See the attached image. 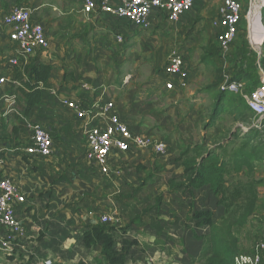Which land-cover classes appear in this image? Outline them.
Masks as SVG:
<instances>
[{"label": "crops", "instance_id": "crops-1", "mask_svg": "<svg viewBox=\"0 0 264 264\" xmlns=\"http://www.w3.org/2000/svg\"><path fill=\"white\" fill-rule=\"evenodd\" d=\"M223 1L195 0L191 11L176 23L156 10L149 28L143 30L99 13L86 17L79 0H0V77L18 81V88L23 89L16 75L27 81L33 66L51 69L49 78L38 84L40 102L28 111L18 90L20 116L0 102V177L11 180L24 197L16 216L27 232L23 250L0 254V264H105L99 262L101 244L86 249L82 242L83 232L101 224L105 214L115 215L113 226L126 230L124 235L117 234L119 239L116 235L118 242L122 238L136 243L128 264H191L201 254V245L207 241L196 237L208 236L209 227H197L192 212L219 213V209L208 187L170 191L167 184L183 174L182 148L204 144L220 155L228 145L235 152L240 146L238 122L231 121L235 124L227 134L221 120L242 113L241 107L236 111L230 107L231 103L239 106L241 95L226 105L230 116H221L214 107L224 80L214 87L215 78L208 72L219 64L210 47L217 31L211 26L212 19L208 25L204 20L213 10L217 13ZM14 7L32 10L31 21L44 29L49 44L46 51L30 57L17 55L9 29L1 22ZM203 25L212 38H186V31L194 29L197 34ZM174 50L181 53L188 71L185 88H179L177 80L163 71ZM14 58L18 65L9 66ZM225 73L229 78L227 69ZM126 75L130 79L123 85ZM167 83L172 89L165 88ZM83 85L92 90H83ZM104 89L102 100L114 104L129 130L165 143L164 155L148 149L115 153L109 160V177L86 161L81 134L86 124L60 100L87 107ZM28 123L40 124L50 132L53 154L49 158H31L24 152L29 145ZM249 137H253L251 132ZM233 157L229 155L226 162ZM91 167L97 172H90Z\"/></svg>", "mask_w": 264, "mask_h": 264}, {"label": "built area", "instance_id": "built-area-1", "mask_svg": "<svg viewBox=\"0 0 264 264\" xmlns=\"http://www.w3.org/2000/svg\"><path fill=\"white\" fill-rule=\"evenodd\" d=\"M81 11L89 17L92 14H103L117 20H125L131 25L146 30L150 26V18L154 11H162L167 15L170 23H176L179 18L190 12L195 0H120L114 4L111 0H79ZM252 2V0H251ZM264 7H261L263 9ZM32 10L25 7H14L2 19V24L9 29V40L16 44L17 55L30 57L37 51H46L48 41L44 29L40 24L31 21ZM242 5L239 0H224L218 9L217 15L211 21V26L217 31L216 39L224 57L237 34V27L241 19ZM249 16V14H248ZM118 41H121L118 39ZM264 41V36L261 42ZM9 66L18 65L16 58L8 62ZM164 74L177 80L179 88H185L188 80V71L180 52L174 50L169 53L164 66ZM225 78V75H224ZM130 79L126 75L122 84ZM18 88L21 84L13 79L0 77V102L7 105L8 112L20 116L17 109V94L6 90L7 87ZM173 85L167 83L165 88L170 90ZM83 90L91 91L92 88L83 85ZM221 92L241 95L252 120L244 127L238 124L239 135L247 136L250 132L264 134V77L260 85L249 94L244 93V83L229 81L226 77L221 84ZM105 89L101 96L84 107L78 102L62 98L60 104L75 114L76 119L86 124L81 131L86 144L85 159L94 165L98 173L109 177L112 173L109 160L115 153H129L138 150H152L156 155H164L166 146L163 142L153 141L149 138L132 133L127 125L118 117L111 101H103ZM93 124H96L92 126ZM90 125V126H88ZM242 125V126H241ZM29 145L24 149L26 155L36 159H46L53 154V140L50 132L37 123H28ZM119 175L118 172L115 173ZM25 202L15 184L0 177V254L11 255L16 250H23L27 239V232L16 216V207ZM115 215H102L101 224L114 225ZM264 254V243H260L253 256L239 255L234 259V264H261ZM45 264H50L46 261Z\"/></svg>", "mask_w": 264, "mask_h": 264}, {"label": "trees", "instance_id": "trees-1", "mask_svg": "<svg viewBox=\"0 0 264 264\" xmlns=\"http://www.w3.org/2000/svg\"><path fill=\"white\" fill-rule=\"evenodd\" d=\"M241 40L243 41H241L239 47L234 46V40L230 45L229 54L223 57L215 37L214 43L210 46L212 49L211 55L219 63L215 67L214 87L224 80V74L226 75L225 71L227 69L230 75L229 81L244 82L246 84V93L249 94L254 87L249 86L248 83L259 78L257 86L260 85V77L256 72L255 66L257 56L256 53L250 51L247 40L244 38ZM262 47L260 62L264 70V41ZM220 58H224L227 61L235 60L227 64L224 69L223 64H220ZM50 74L51 69L48 66L39 65L31 68L29 74L26 75L27 81H23V77L16 75V79L22 82L23 89L17 88L13 92L16 94L17 90L20 92L25 99L27 111L40 102L41 91L37 89L38 84L45 82ZM228 94L219 92L214 107L215 111L222 105L221 102L224 99L226 100ZM231 95L233 97L236 96L234 94ZM237 101L240 102L241 106L240 104L238 106V104L232 103L230 106L234 107L233 110L235 111L237 107L242 109V113H239L235 120L238 124H249L252 120L251 112L248 110L243 98L237 97ZM251 133L253 137L243 136L240 138V146L236 152L233 148H229V145L224 149L218 148L221 149L220 155L215 154V150H208L204 144L182 148L179 159L184 169L183 174L179 178L170 180L167 184L170 191L175 189L199 190L203 187H208L210 195L214 199V205L219 209V213L194 210L192 212V217L196 221L197 227H209L208 236L196 237L197 240L207 241V248L203 253L204 264H234L236 256L246 253L245 248L240 244L237 229L245 227L251 219H256L260 228L264 227V216L261 218L256 216L259 180L257 181L251 176L256 169L257 163L264 164V142L254 138L259 135L258 133ZM219 142L216 141L214 143ZM229 155L234 157L226 162V158ZM118 233L124 235L126 233L125 228L117 229L109 224H96L88 227L83 232L82 242L86 249L94 248L101 244V261L99 262H104L105 264H128L130 252L136 243L122 238L118 242L116 240ZM260 237H264V234H261ZM251 252L249 251L248 254ZM261 264H264V262H261Z\"/></svg>", "mask_w": 264, "mask_h": 264}, {"label": "rangeland", "instance_id": "rangeland-1", "mask_svg": "<svg viewBox=\"0 0 264 264\" xmlns=\"http://www.w3.org/2000/svg\"><path fill=\"white\" fill-rule=\"evenodd\" d=\"M239 1H240L241 5H242V16H241V22H240V24L237 27V31H238L237 34H236L237 37H235V39H234L235 41H234L233 44H234L235 47H239L241 45V41H243L241 39H243V38L246 39L247 40V43L249 44L250 51L252 53H256V56H257V62H256V64L257 63L260 64L262 73L264 75V70H263L262 64L260 62L261 56H262V48L263 47L260 46L261 54H259V51H258V48L259 47L253 46L251 44V40H250V38H251L250 36H251V34L252 35L254 34V31L256 33H260V32H263L264 31V8L263 9L260 8L259 10H257V13L260 16V21H258V22L257 21L256 22L255 21H251L250 18H249L250 12H251V8H252V2H251V0H239ZM211 2H212V0H211ZM248 14H249V16H248ZM216 15H217L216 10H213V12H211L208 15V17L206 16L207 19L204 20V24H207L208 25V22L211 21V19H213L214 17H216ZM203 27L204 28H201L199 30L200 32H198L197 34L194 31V29L188 30L184 34H185L186 38H188L190 36L195 37L196 35L197 36L198 35H201V37L203 36V38L205 36L206 39L212 38V35L213 34L211 35V33H210V35H209L206 32L207 29H208V28L206 29V25H203ZM192 30L195 33H193L191 35ZM188 32H190V33H188ZM195 50L197 51V47L195 48ZM229 51H230V49H229ZM229 51L227 52V54H229ZM227 54L225 56H227ZM233 60H235V59H233ZM233 60H228L227 61L224 58L223 59L220 58V64L222 63L223 66H224V65H227V64L232 63ZM208 68H207V70H205V73L208 71ZM208 72H211L212 76L215 77V74H216L215 73V69H213V68L212 69H209ZM258 76H260V79L262 78V74L261 75L258 74ZM258 81H259V78L257 80L252 81L251 83H248L249 86L254 87V88H252L253 91L256 88L259 87V86H257L258 85ZM245 88H246V86H245ZM245 93H246V91H245ZM232 99H233V95L228 94L226 96L225 104H222V106H220L219 109L217 110L218 112L220 111L219 114L221 116L222 115L230 116L229 110H231V109H229L226 105H229V102H231ZM211 109H213V107ZM227 109H229L228 112H227ZM232 113H234V112L232 111ZM232 120H235V118L227 117V118L221 120V124H223L222 126L226 128L225 130H227V134H229L231 127L235 124V123L231 122ZM247 125L248 124H244L243 126L246 127ZM227 134H226V136H227ZM258 134L259 135L256 136V137H254V138L260 139V140H262L264 142V134H260V133H258ZM246 135L249 136L250 133H248ZM166 152H167V145H166ZM89 171L90 172L91 171L92 172H95V170H93L92 167H91V170H89ZM251 176L255 180H257V181L259 180V182H258V203H257V209H256V216L259 217V218H261L262 216H264V164L263 163H257L256 164V169L254 170V173ZM129 217L130 216L127 215V219ZM237 230H238L237 231V236L239 237L240 242L242 243L243 248H245V250H246V253H241V254H244L243 256L252 254L251 256H253L254 253L257 252V248L260 245V243H264V237H260L261 234H264V227H261L260 228V226H258V223H257L256 219H254V220L251 219L245 227L239 228ZM119 238H120V235H117V239H119ZM204 248L205 249L207 248V245L205 243H203L201 245V250H202L201 254L198 257H196L191 264H204V260L202 258V254H203ZM247 251L248 252L249 251H252V252L248 254ZM263 257H264V254H263ZM262 262H264V258H263V261ZM250 264H256V263L250 262Z\"/></svg>", "mask_w": 264, "mask_h": 264}, {"label": "bare ground", "instance_id": "bare-ground-1", "mask_svg": "<svg viewBox=\"0 0 264 264\" xmlns=\"http://www.w3.org/2000/svg\"><path fill=\"white\" fill-rule=\"evenodd\" d=\"M261 7H264V0H252V8H251L250 16H249L251 21H255V22L260 21V16L257 13V10H259ZM263 36H264V31L260 33H256L254 31V34L253 35L251 34L250 36L251 44L253 46L259 47Z\"/></svg>", "mask_w": 264, "mask_h": 264}, {"label": "water", "instance_id": "water-1", "mask_svg": "<svg viewBox=\"0 0 264 264\" xmlns=\"http://www.w3.org/2000/svg\"><path fill=\"white\" fill-rule=\"evenodd\" d=\"M258 51H259V54H261V49H260V47L258 48ZM259 56V55H258ZM256 71H257V73L258 74H262V77H264V75H263V73H262V70H261V67H260V64L259 63H257L256 64Z\"/></svg>", "mask_w": 264, "mask_h": 264}]
</instances>
